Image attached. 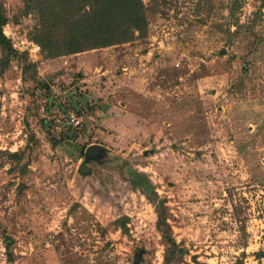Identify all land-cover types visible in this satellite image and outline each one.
Instances as JSON below:
<instances>
[{
	"label": "rangeland",
	"instance_id": "rangeland-1",
	"mask_svg": "<svg viewBox=\"0 0 264 264\" xmlns=\"http://www.w3.org/2000/svg\"><path fill=\"white\" fill-rule=\"evenodd\" d=\"M141 1L63 55L90 0H0L7 42H56L0 40V264H264V0Z\"/></svg>",
	"mask_w": 264,
	"mask_h": 264
},
{
	"label": "trees",
	"instance_id": "trees-1",
	"mask_svg": "<svg viewBox=\"0 0 264 264\" xmlns=\"http://www.w3.org/2000/svg\"><path fill=\"white\" fill-rule=\"evenodd\" d=\"M90 5L91 10L87 15L67 26L68 36L63 41V55L128 43L135 31H141L146 26L141 0H90ZM2 23L0 17V40L9 46L1 32ZM53 33L50 28L45 27L41 36L36 39L42 51L50 57L55 55Z\"/></svg>",
	"mask_w": 264,
	"mask_h": 264
},
{
	"label": "built area",
	"instance_id": "built-area-1",
	"mask_svg": "<svg viewBox=\"0 0 264 264\" xmlns=\"http://www.w3.org/2000/svg\"><path fill=\"white\" fill-rule=\"evenodd\" d=\"M9 42L11 44V48L18 54H28L30 57L36 56V54L39 53V46L32 41L19 38L10 40Z\"/></svg>",
	"mask_w": 264,
	"mask_h": 264
},
{
	"label": "water",
	"instance_id": "water-1",
	"mask_svg": "<svg viewBox=\"0 0 264 264\" xmlns=\"http://www.w3.org/2000/svg\"><path fill=\"white\" fill-rule=\"evenodd\" d=\"M99 148L97 146H92L88 148L85 152V157L93 156L96 152H98Z\"/></svg>",
	"mask_w": 264,
	"mask_h": 264
}]
</instances>
